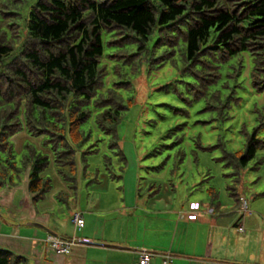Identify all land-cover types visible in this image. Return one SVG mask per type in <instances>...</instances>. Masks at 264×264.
Here are the masks:
<instances>
[{"label":"trees","instance_id":"obj_1","mask_svg":"<svg viewBox=\"0 0 264 264\" xmlns=\"http://www.w3.org/2000/svg\"><path fill=\"white\" fill-rule=\"evenodd\" d=\"M242 53L253 62L252 85L264 91V0H0V191L17 187L24 175L33 203L52 188L43 176L47 155L27 146L15 158L8 139L20 127V115L31 134L47 138L58 173L75 192V153L92 152L84 148L93 131L87 124L108 135L109 147L123 158L117 129L142 70L167 62L207 95L221 65ZM211 94L218 108L227 106L218 90ZM244 135L243 150L220 141L217 158L229 170L226 189L238 208L242 175L264 149L256 130ZM210 191L211 202L204 203L217 211L219 193ZM69 199L58 195L60 202ZM0 264L32 263L0 250Z\"/></svg>","mask_w":264,"mask_h":264},{"label":"rangeland","instance_id":"obj_2","mask_svg":"<svg viewBox=\"0 0 264 264\" xmlns=\"http://www.w3.org/2000/svg\"><path fill=\"white\" fill-rule=\"evenodd\" d=\"M252 66L248 53L222 64L220 77L208 88L207 95L203 94V87L197 86V80L180 74L167 62L150 71L142 70L133 81V104L117 129L123 158L109 147L108 135L96 131L92 123L87 124L85 128L93 131L84 148L92 152L75 153L77 192H72L58 173L47 138L31 134L20 115L21 125L8 139L16 160L22 158L27 146L49 157L43 176L51 179L52 188L43 199L33 203L34 210L40 212L42 206L55 218L70 216L69 203L58 200L60 192L68 193L71 204L78 202L84 208L92 206V198L100 194L102 201L117 200L116 205H120L121 210L131 194L140 193L144 200L154 198L167 185L176 201L183 199L186 203H210L212 188L219 193V202L227 203V212H230V200L235 201L226 189L231 180L224 174L229 170L217 159L222 154L220 141L227 149L238 151L245 146L244 132L256 130L258 137L264 139V91L252 85ZM215 90L219 91L221 101L228 100L225 108H218L220 102L211 94ZM221 110L225 113L221 114ZM25 177L20 176L18 186ZM107 184L109 190L103 188L95 192L94 187ZM238 189L246 200V208H239V220L247 216L260 224V232L253 238L260 241V248L249 247V254L258 253L257 262L264 263V149L258 150L248 164ZM59 205L63 214L58 213ZM207 208L201 205V210ZM221 212L218 208L216 216H221ZM246 230L249 231L248 226ZM157 258L155 256L151 264H161Z\"/></svg>","mask_w":264,"mask_h":264},{"label":"crops","instance_id":"obj_3","mask_svg":"<svg viewBox=\"0 0 264 264\" xmlns=\"http://www.w3.org/2000/svg\"><path fill=\"white\" fill-rule=\"evenodd\" d=\"M25 176L20 186L0 191V250L24 256L32 264H137L141 250L170 252L171 264H264L257 262L258 253L248 250L260 248V241L253 239L260 224L245 216L239 232L236 224L241 212L231 200L230 212L227 203L220 202L222 212L217 217L212 207L201 210L204 202L176 201L166 185L154 198L131 194L121 210L117 200L102 201L100 194L86 208L70 200V216L55 218L42 206L40 212L34 210ZM94 188L100 192L109 190V185ZM75 212L83 219L80 228L72 222ZM58 213L63 214L60 205ZM48 234L77 242L68 254L58 255L45 241Z\"/></svg>","mask_w":264,"mask_h":264},{"label":"built area","instance_id":"obj_4","mask_svg":"<svg viewBox=\"0 0 264 264\" xmlns=\"http://www.w3.org/2000/svg\"><path fill=\"white\" fill-rule=\"evenodd\" d=\"M241 206L246 208V200L241 197ZM72 222L77 228L83 225V219L80 212H75L72 215ZM237 229L239 232L243 231L242 220H238ZM45 241L49 243L51 250L58 255H65L70 252L71 246L77 242L75 238L64 239L57 235L48 234ZM159 256L161 258V264H171L173 262L174 256L170 252H164L161 254H155L149 250H141L138 255L137 264H151L153 258Z\"/></svg>","mask_w":264,"mask_h":264}]
</instances>
